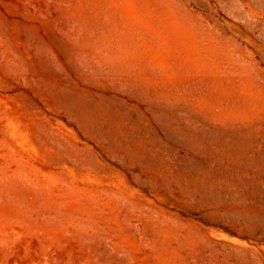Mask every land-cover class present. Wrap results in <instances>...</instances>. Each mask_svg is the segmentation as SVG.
<instances>
[{
	"label": "rangeland",
	"instance_id": "rangeland-1",
	"mask_svg": "<svg viewBox=\"0 0 264 264\" xmlns=\"http://www.w3.org/2000/svg\"><path fill=\"white\" fill-rule=\"evenodd\" d=\"M0 264H264V0H0Z\"/></svg>",
	"mask_w": 264,
	"mask_h": 264
}]
</instances>
